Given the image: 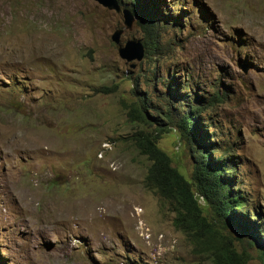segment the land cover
<instances>
[{"label": "rangeland", "instance_id": "1", "mask_svg": "<svg viewBox=\"0 0 264 264\" xmlns=\"http://www.w3.org/2000/svg\"><path fill=\"white\" fill-rule=\"evenodd\" d=\"M139 3L161 47L132 68L111 37L143 43L136 19L93 0H0V264H211L146 185L130 136L156 127L127 115L143 96L152 116L205 106L209 150L264 224V0ZM170 129L158 146L190 180ZM251 241L235 244L263 264Z\"/></svg>", "mask_w": 264, "mask_h": 264}, {"label": "trees", "instance_id": "2", "mask_svg": "<svg viewBox=\"0 0 264 264\" xmlns=\"http://www.w3.org/2000/svg\"><path fill=\"white\" fill-rule=\"evenodd\" d=\"M118 2L121 4L120 0ZM131 2L133 6L128 9L144 32L146 55L150 59H158L161 47L159 25L141 9L139 0ZM203 106H189L177 119L170 111L158 114L154 109L156 113L149 115L151 108L147 106L145 96L127 108L128 119L132 123L156 127L151 133L138 130L130 136L139 153L150 162L146 185L169 203L175 214L176 229L184 233L195 251L206 256L211 264H248L250 255L239 251L235 244L242 237L252 239L250 245L257 250L264 264V224L260 221V214L247 213L245 198L233 190L234 179L227 176L228 165L215 158L209 150L207 130L202 123L206 109ZM180 110L177 109V114ZM171 125L191 151L194 166L190 180L172 166L170 156L158 146L164 135L171 132ZM207 210L212 217L206 215ZM229 229L239 232L240 238L231 236Z\"/></svg>", "mask_w": 264, "mask_h": 264}, {"label": "water", "instance_id": "3", "mask_svg": "<svg viewBox=\"0 0 264 264\" xmlns=\"http://www.w3.org/2000/svg\"><path fill=\"white\" fill-rule=\"evenodd\" d=\"M108 9L109 11H114L118 15H123L124 25L127 29H132L135 23V17L129 9H123L118 0H93ZM123 30H117L112 35L111 39L114 44L118 46L119 57L126 63L141 62L145 58V47L142 42L131 40L128 41L124 46L121 44V36ZM132 68H135V63L131 65ZM244 73L247 72V69H243Z\"/></svg>", "mask_w": 264, "mask_h": 264}]
</instances>
